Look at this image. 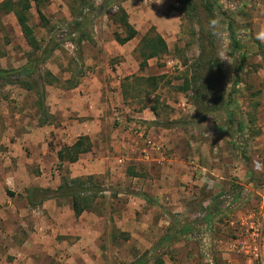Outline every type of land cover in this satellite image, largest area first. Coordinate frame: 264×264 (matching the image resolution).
I'll return each mask as SVG.
<instances>
[{"label": "rangeland", "instance_id": "1", "mask_svg": "<svg viewBox=\"0 0 264 264\" xmlns=\"http://www.w3.org/2000/svg\"><path fill=\"white\" fill-rule=\"evenodd\" d=\"M187 1L48 0L42 7L48 27L32 3L29 24L41 44L61 43L38 66L47 81L50 123L40 126L35 93L0 83V264H131L154 252L168 264H249L228 246L241 232V219L264 204V171L253 169L254 160L264 163V0H191L194 14L185 13ZM208 1L214 18L205 10ZM120 10L138 32L125 45L115 40L123 34L115 21ZM79 21L88 22L92 41L78 50L66 39ZM210 28L223 86L235 90L232 110L234 121L245 125L242 136L228 131L223 114L202 118L192 92L180 88ZM150 32L165 39L169 52L141 70L137 47ZM39 54L14 14H0V70L18 69ZM163 75L156 88L139 80ZM80 138L88 139L90 151L60 163L58 152ZM158 176L178 188L186 208L176 212L167 199L159 204L163 214L138 196L153 197ZM72 179L104 190L92 211L77 217L62 197L30 205V189L55 191ZM235 191L234 202L229 194ZM205 200L221 215L205 209ZM188 219L208 229L195 224V237L159 244Z\"/></svg>", "mask_w": 264, "mask_h": 264}, {"label": "trees", "instance_id": "2", "mask_svg": "<svg viewBox=\"0 0 264 264\" xmlns=\"http://www.w3.org/2000/svg\"><path fill=\"white\" fill-rule=\"evenodd\" d=\"M48 0H4L0 3V14H14L20 26L24 39L29 47L32 49L33 54L40 52L38 56L30 60L24 66L14 70H0V83L3 86L14 85L25 89L28 92H33L37 95V105L40 109L39 124L44 126L50 123L51 115L46 109V88L45 77L41 74L38 66L46 63L60 47V41L51 39L47 45L43 46L41 41L36 37L34 28L29 24V12L32 9V3L35 4L36 10L40 21L45 27L49 26V21L42 11V7ZM188 7L185 13H195V8L192 7L191 0H188ZM214 3L208 1L204 4L205 10L209 13L211 18H214L215 10ZM107 6L99 10L100 14L105 13ZM193 11V12H192ZM222 14L225 15L224 12ZM115 21L123 30L122 33H115V40L120 45H125L135 39L138 35L137 30L129 22L128 15L124 10L115 16ZM88 22L79 21L76 23V30L73 33L67 34V39L74 43L79 50L84 41H92V36L86 32ZM230 33V40L232 46L239 50L242 48L241 42L237 38L236 31L233 24L230 22L228 25ZM77 37H74V36ZM215 31L210 28L206 35V39H200V54L191 65V77L185 79L183 86L180 87L181 91L192 92V100L198 108L202 118L215 116L216 120L221 119L219 114H223L228 121V131H233L238 136L245 130V125L234 121L235 114L233 113L232 106L235 105L234 91L227 92L223 86L225 77L221 67L220 60L217 58V51L215 46ZM77 38V39H75ZM169 52V47L165 39L157 33H147L139 42L137 53L140 59L141 70L145 69L149 60L158 59ZM242 65L238 68L239 72L243 70L245 57L242 58ZM51 77V74H47ZM165 76L161 77H148L146 79H139L148 82L152 87L156 88L160 81H163ZM138 80V78H136ZM222 83V86L220 84ZM239 83V78L235 80L234 85ZM155 113V109H152ZM153 122L152 124H154ZM86 138H80L71 146H66L58 152V159L60 163H75L79 160L80 155L90 151V145L87 143ZM104 190L96 186H87L85 181L80 179H72L60 185L55 191L42 188H33L29 190L27 195L28 201L32 207L39 206L43 202L52 198H68L71 200L74 214L80 217L85 212L93 210L95 200L99 194H103ZM52 194V195H51ZM235 192L230 193L233 195L232 199L235 202ZM139 197L145 199L148 203H154V199L146 193H141ZM37 197H41L38 201ZM232 197V196H231ZM240 197V195H239ZM222 211V210H221ZM221 215V214H220ZM171 216V215H169ZM171 235L164 236L159 242L163 245L168 242L178 241L181 237L191 234L192 229L186 225L181 228H172ZM166 264L162 254L154 252L151 257L143 255L131 264Z\"/></svg>", "mask_w": 264, "mask_h": 264}, {"label": "built area", "instance_id": "3", "mask_svg": "<svg viewBox=\"0 0 264 264\" xmlns=\"http://www.w3.org/2000/svg\"><path fill=\"white\" fill-rule=\"evenodd\" d=\"M253 169L263 173L264 163L254 160ZM228 250L243 255L249 264H264V204L241 219V232L231 241Z\"/></svg>", "mask_w": 264, "mask_h": 264}, {"label": "crops", "instance_id": "4", "mask_svg": "<svg viewBox=\"0 0 264 264\" xmlns=\"http://www.w3.org/2000/svg\"><path fill=\"white\" fill-rule=\"evenodd\" d=\"M182 165V164H181ZM183 166V165H182ZM181 166H179L178 168H180ZM185 167V166H183ZM206 170V169H205ZM182 171V170H181ZM169 174H170V170L168 171ZM164 174V173H163ZM213 175V174H211ZM215 176V175H213ZM167 183H168V186H167ZM172 183L171 181L170 182H167L164 178H161V176H158V177H155V179L153 180V186H152V198L154 199V206L156 208H158V211L160 210L161 212H163V214H166V212L161 208L159 207V204H162L163 201H166L167 199L170 200L171 204L174 205L175 207V210L176 212H179L178 210V207L180 208L181 206H183L184 204V207L186 208L187 207V202L188 201H184L183 203H181L179 200H178V197H180V193L178 191V188L173 186L171 187ZM150 190V189H149ZM188 195V193L186 194ZM217 196V195H216ZM181 198V197H180ZM186 198V197H185ZM144 202H146L148 204V202L141 198ZM210 201L206 202V200L204 201V207H206L205 209H208L209 207L211 208L210 210H213L211 212L213 213H217L218 216H220L219 212L221 211L220 209L218 210V208L216 207V205H212L211 203H209ZM209 204V205H207ZM73 209V208H72ZM205 211V210H204ZM86 213V212H85ZM84 214V213H83ZM203 215V214H202ZM205 215V213H204ZM209 214L207 213V216ZM204 217V216H202ZM207 218V217H206ZM204 218H202L203 220ZM189 221L188 222H191L190 224H187L186 226L188 227H191L192 229V232L190 234L191 237H195L196 235L194 234V231H195V226L196 225H200L198 226L196 229L200 228L202 231L204 228H207V226H204V225H207V224H200L198 223V221H192L190 219H188ZM196 224V225H195ZM208 229V228H207ZM199 230V229H198ZM201 231V232H202ZM199 235L201 234H198L197 236L199 237ZM200 238V237H199ZM166 264H168L166 261H165Z\"/></svg>", "mask_w": 264, "mask_h": 264}]
</instances>
